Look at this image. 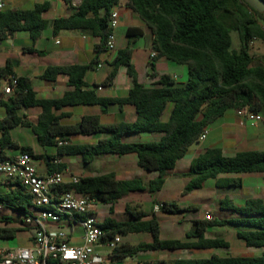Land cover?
<instances>
[{
    "label": "trees",
    "instance_id": "16d2710c",
    "mask_svg": "<svg viewBox=\"0 0 264 264\" xmlns=\"http://www.w3.org/2000/svg\"><path fill=\"white\" fill-rule=\"evenodd\" d=\"M72 6L74 0H63ZM118 0H81L75 11L53 22L54 34L61 31H78L100 39L96 53L107 51L106 40L110 32V12ZM264 1V0H262ZM49 2L30 9L0 10V44L17 31H26L32 45L24 51L39 52L34 44L42 38L49 21L44 17ZM128 10L132 11L153 35L152 50L157 53L155 61L164 58L187 69L184 84L176 83L169 74L152 72L153 82L147 86L138 79L133 64L132 44L144 37L140 27L126 30L128 45L116 52L109 64L113 67L102 85L113 84L121 66H127V74L132 79V87L124 98L105 99L96 91L100 85H89L86 74L95 69L98 60L90 65H66L47 67L40 78L56 81L58 76L68 77V89L59 99H40L32 83L19 77L16 92L9 97H0V109L4 117L0 119V159H7L8 153L19 150L29 153L34 160L43 161L50 172L63 171L66 165L54 164L52 154H37L30 146L20 147L13 140V130L18 127L30 128L42 148H57V155H81L86 163L103 155H135L138 165L144 171L156 175L147 182L141 178L118 180L113 173L81 177L76 185L65 184L61 189H75L78 194H99L105 205L115 204L130 192L148 190L151 194L160 192L178 161L198 143L203 130L214 124L229 110H246L249 114L264 116V63L253 66L250 43L264 41V14L256 11L245 0H128ZM239 35L240 47L233 48L232 35ZM15 73L11 61L0 67V77ZM114 104L131 107L135 112L132 122L104 125L95 115L85 116L73 125H62L61 121L71 117L63 109L76 106H100L107 108ZM169 105L171 107L169 108ZM40 109L36 125L27 119L26 111ZM107 133L109 138L101 139L90 146H58L60 140L69 136ZM133 133L160 134L157 141L125 142L124 138ZM249 173L264 176V151L257 149L238 150L228 155L220 147L205 149L190 163L192 181L187 190L200 189L206 181L218 179L224 174ZM7 181V180H6ZM10 189L0 193V209H7L11 215L0 217V240H15L27 234L29 246L34 236L33 227L24 223H14V216L31 213L32 196L20 184L7 181ZM242 180L227 178L223 187H241ZM162 209L170 213L182 212L174 205L162 204ZM220 209L232 211L231 220H195L194 226L186 233V239L162 238L161 225L156 216L144 219L140 212L134 219L117 221L107 217L100 223L104 229H112L113 234L148 233L152 242L139 244L123 243L115 249L111 257L136 259V264H264V199L255 197L243 204H235L225 198ZM111 214L113 207L110 208ZM230 224L238 227L236 236L249 248L262 250L260 255H211L206 258L171 261L140 262L137 253L142 251H188L202 252L228 248L229 242L221 237L208 238L209 228ZM17 225V226H16ZM31 241V242H30ZM49 264H61L50 261Z\"/></svg>",
    "mask_w": 264,
    "mask_h": 264
},
{
    "label": "crops",
    "instance_id": "0c3cea01",
    "mask_svg": "<svg viewBox=\"0 0 264 264\" xmlns=\"http://www.w3.org/2000/svg\"><path fill=\"white\" fill-rule=\"evenodd\" d=\"M5 2V8H11V9H30L38 4H42L44 2H49L50 5L48 6V11L44 13V17L49 21L48 28L43 32V36L41 39H39L35 44L34 48L37 49L39 52L36 53H30L28 51H24L25 48H30L32 45V42L30 40L29 34L26 31H17L14 32L10 38L7 40L9 41L13 46L16 47V50L18 52H23L25 54L24 58H20V62L17 63V67L15 68V73L19 77H25L29 79L32 83V86L34 90L37 92V96L40 99H59L61 98L65 91L68 89L67 82L68 77L65 75H60L56 79V81H47L40 78V75L42 72L50 66H66V65H90L94 60H98L97 62H104V65L102 68L105 67L106 64H109L112 62L116 56V52L120 49H123V47H118V40H119V31L121 29H125V36H126V30L129 27H140L144 30L145 35L144 37L140 39H144L143 42V49L146 50L147 55L149 57V60L146 59L144 54H141L142 58V65L145 66V75L142 76V73H139L136 67V62L134 60V53H133V64L137 70L138 73V79L141 83L149 86L153 82L152 79V72L150 68L153 66V60L151 59L150 53L152 51V40L153 35L150 33V31L146 28V26L139 20V18L132 13V11L128 10L127 5L121 6L120 12H121V20L119 24V28L116 31V51L114 53H111L109 51H104L100 55H98L95 51L96 46L100 44V39L97 37H93L90 35H85L78 31H61L57 34H54L53 31V22L57 18L61 17H67L71 15L75 8L80 4L81 0H74L72 6L66 5L63 0H12L8 1L4 0ZM123 37V35H122ZM127 37V36H126ZM136 41L132 44V48L134 44H138L140 41ZM128 44V42H127ZM12 63V60H9ZM8 61V62H9ZM7 62V63H8ZM156 63V61H155ZM172 63V62H171ZM13 64V63H12ZM110 65V64H109ZM176 65V64H175ZM3 67V66H0ZM185 69V72L187 71L186 67L182 66ZM18 68L21 69V71L18 70ZM101 68V69H102ZM99 69V70H101ZM94 71H99L96 68L91 69ZM89 70V71H91ZM86 74V81L89 85H100L99 88H97V93L105 99H114V98H124L128 95L129 90L132 87V79L129 77L128 80L124 84L118 85L116 78L113 80V84L111 86H104L102 85L104 81L106 80V77L109 75L107 73L105 77H95L93 81L91 82L88 79V73ZM169 74L172 76V78L177 82L179 79L178 74L175 71L164 73ZM187 80V79H186ZM65 113H70L71 117L68 119H64L61 121L62 125H73L79 123L83 117L85 116H91L95 115L100 118V121L104 125H113V124H119L122 122H132L135 119V112L133 108L131 107H123L122 109L119 108V106L111 104L107 108L100 107V106H76V107H68L63 109ZM41 113L40 109H30L26 111L27 119L32 123V125H36L38 122L39 114ZM4 117V110L0 109V119ZM241 118L237 113V110H229L227 111L224 116H222L220 119H218L212 126H209L210 132L208 134L207 139L201 143V146L196 149L192 153L193 145L190 148V152L187 156H185L182 160L178 161L176 164L175 169L171 172V174L176 175L180 172V169L178 165L180 163H184L186 160H188L190 163L191 161L201 154L205 149L208 148H215L220 147L224 150L226 154L227 150L234 151L235 153L238 150H244V149H257L264 151V124L258 125L257 127H252L250 124L246 125L245 127L240 126ZM215 125H217L215 127ZM214 126V128H213ZM22 128L25 127H18L13 130V140L20 146H30L34 149L35 153L37 154H52L55 156V159L59 160L61 163L66 165V170H69V174L72 175V171L70 169L71 163L67 159V156L73 157V155H57V148H53L54 150H50L48 148H42L40 147V150L38 151L35 148V145H29V144H22L19 140V137L23 134L22 131H20ZM30 129V128H27ZM31 130V129H30ZM218 132L219 137L217 140H211L210 136L213 133ZM18 136H16V134ZM138 137V139L134 141H128V142H135V141H157V140H151L149 139L150 134L149 133H133ZM34 135V134H33ZM131 135V134H129ZM78 140L73 139L72 136H69L68 140L73 145H82V146H90L96 144L101 139H99L96 143H87L84 142L83 136L84 135H78ZM35 139L36 136L34 135ZM210 140V141H209ZM37 142V139H36ZM43 150V151H42ZM18 152L21 153L19 150L11 151L8 153V158L11 159L14 158L16 155H18ZM234 155V154H233ZM106 156V157H105ZM110 158V159H118L115 163V168H110L107 170L102 171L99 175L109 174L113 173L117 176H129V168L124 167L128 165L127 161L129 158V155L125 156H118V155H103L98 157L100 158ZM136 157V156H135ZM95 159V160H97ZM94 160V161H95ZM93 161V162H94ZM92 163V162H91ZM41 167L38 168V172L41 175H44L46 173H49V169L45 167L43 161H40ZM132 167L136 170V173H133L132 175L136 176L137 174V167H138V160L136 157V160L132 162ZM132 168V169H133ZM65 170V169H64ZM68 174V175H69ZM156 174H152L150 176L146 177V180L153 178ZM74 176V175H73ZM81 178V177H80ZM228 177H222L220 176L218 179H212L213 183L211 184L210 188L212 189H219V188H227L223 187L225 185V180ZM234 179V178H231ZM239 179V178H236ZM65 180V178H64ZM123 180H130V178L123 179ZM168 180V178H167ZM166 180V181H167ZM67 183L70 182V180H65ZM209 181V180H208ZM207 182V181H206ZM7 181L5 178L0 175V193L10 189L9 186H7ZM248 187L249 192L245 195L239 192L241 194V197L243 198H237L236 193H233L231 197L226 196L225 198L231 199L235 204H243L246 200L259 197L264 199V176L260 174L252 175L249 177V179L242 181L241 187ZM251 191V192H250ZM224 198V199H225ZM223 200V199H222ZM237 200V201H236ZM238 201H242L238 202ZM219 204L221 202L218 201ZM105 205V204H103ZM224 211V210H223ZM10 215L11 212L9 211ZM19 223H23V217L18 216ZM100 222V221H99ZM101 223V222H100ZM17 226V225H16ZM57 227L62 228L67 233L71 234L70 228L67 227V224H60L58 226L52 225L51 229H56ZM74 233L70 238V244L71 245H81L83 243L82 237V229L79 226H75L73 228ZM146 233V232H144ZM148 234V233H146ZM123 238V235H122ZM31 242V241H30ZM28 245V244H27ZM97 252L100 255L105 256L106 263L105 264H117L120 261L124 262V259L129 260L131 259L127 257L124 259H113L111 257L112 252H108L104 248L97 249ZM125 264V263H124ZM135 264V263H133Z\"/></svg>",
    "mask_w": 264,
    "mask_h": 264
},
{
    "label": "rangeland",
    "instance_id": "374dc122",
    "mask_svg": "<svg viewBox=\"0 0 264 264\" xmlns=\"http://www.w3.org/2000/svg\"><path fill=\"white\" fill-rule=\"evenodd\" d=\"M8 5L9 1L7 0ZM125 29H121L119 33V40H118V47L125 48L128 44V38L124 35ZM123 35V37H122ZM232 35V43L233 48L238 50L240 47L239 35L237 32L233 31ZM143 42L144 39H140L138 44H134V60L136 62V67L139 73H142V76L145 75V66L142 65V58L141 54H144L147 60L149 57L145 49H143ZM151 55V52H149ZM250 53L253 56V66L262 65L264 63V41L261 40H254L250 43ZM25 54L23 52H18L16 47L13 46L9 41H4L0 44V66H4L7 64L9 60H12L14 66L17 67V63L20 62V58H24ZM113 67L109 64H106L104 68L99 71L91 70L88 73V79L92 82L95 77H105V75L111 72ZM21 71L20 68H18ZM151 72L158 73L160 75L164 73H169L175 71L179 79L176 83L184 84L187 79V71L182 66L175 65V63H171L164 58H160L155 63V69L153 70L150 68ZM129 76L127 74V66H121L118 70L116 75L117 84L121 85L128 80ZM171 105H169V108ZM213 125V124H212ZM211 125V126H212ZM217 125H215L216 127ZM214 128V126H213ZM20 131L23 134L19 137L18 134L16 136L19 137V140L22 144H29L35 145V148L39 151L40 147L39 144L36 142V139L30 129L22 128ZM110 134L107 133H99L93 134L90 136H83L84 142L87 143H96L99 139L108 137ZM160 134L152 133L150 134L149 139L157 140L160 138ZM78 135H73V139L78 140ZM219 137L218 132L213 133L210 136L211 140H217ZM138 139L136 135L131 134L127 135L124 138L125 142L134 141ZM210 141V140H209ZM201 146V143H196L193 146L192 153ZM50 150H54L53 147ZM43 151V150H42ZM228 155L235 154L234 151L227 150ZM18 154H20L18 152ZM106 157V156H105ZM100 158L95 160L94 162L86 163L83 160L81 155H73L67 156V159L70 161L71 165L70 169L72 171V175L80 178V177H87V176H97L102 171L115 168V163L118 162V159H110L108 158ZM129 159L127 161L128 165L125 166L129 168V176H117L118 180L123 179H134V178H141L146 180L147 176L154 174V172H147L144 171L142 168L137 167V174L136 176L132 175L136 173L135 169L132 167V162L136 160L135 155H129ZM34 164L36 166L41 167L40 161L34 160ZM180 172L176 175L170 174L168 180L166 181L163 189L155 194H151L148 190L138 191V192H130L123 195L115 204L113 205H101L98 208L97 219L102 222L107 217H112L117 221H127L134 219L135 215L138 212L144 215V219L152 218L153 216L157 217V220L160 222L161 225V237L162 238H177L181 240L186 239V233L192 229L194 226L193 222L195 220H207L206 214L209 212L213 214L214 219L225 221L231 220L235 218V214L232 211H223L220 209V204L218 201L224 199L226 196L231 197L233 193L239 192L242 194H247L249 189L246 187H227V188H219L218 190L210 188L213 180L207 181L204 186L200 189L194 190H187L189 183L192 181V176H190V162L186 160L184 163H180L178 165ZM133 168V169H132ZM255 174L249 173H233V174H224L222 177L228 178H240L243 180H248L250 176ZM260 176V174H258ZM65 180H70L71 177L66 174L64 176ZM251 192V191H250ZM236 193L237 198L241 197V194ZM237 201V200H236ZM243 203L242 201H238ZM166 203L167 205H174L177 209H182V212L178 213H170L164 211L162 208L159 209V212H154V207L156 204H163ZM113 207V213L111 214L110 208ZM2 215H10L9 210L7 209H0V217ZM18 215L14 216V223H19ZM209 220V219H208ZM238 227L225 224L223 226H216L209 228L206 232V236L208 238H216L221 237L224 238L229 242L228 248H219L213 250H206L202 252H192L189 253L188 251L180 252V251H142L137 253V259L140 262H158V261H171L179 258L184 259H199V258H206L210 257L211 255H219L222 257L232 256V255H260L262 253L261 249L258 248H249L245 245V243L240 240L236 236ZM27 234H22L18 236L15 240H0V248L4 247H12V246H23L27 245L26 242ZM124 243L130 244H139L141 242H152V238L149 234L146 233H131L123 235ZM125 264H136V259L131 258L129 260L124 259Z\"/></svg>",
    "mask_w": 264,
    "mask_h": 264
},
{
    "label": "built area",
    "instance_id": "2783aa9c",
    "mask_svg": "<svg viewBox=\"0 0 264 264\" xmlns=\"http://www.w3.org/2000/svg\"><path fill=\"white\" fill-rule=\"evenodd\" d=\"M128 0H118L110 12L109 29L106 47L107 51H116V31L121 20V6H126ZM5 8L4 0H0V10ZM151 59L157 53L151 51ZM104 62H97L95 68L101 69ZM19 77L11 74L0 77V97L13 95L19 86ZM241 118L240 126L250 124L252 127L264 124V116L249 114L246 110H237ZM210 132L206 127L199 136L198 143L204 142ZM68 140H60L58 146H67ZM54 164H60L57 159ZM69 170L53 171L41 175L34 159L29 153H20L11 159H0V175L5 180L20 184L32 196L31 213L23 216L22 222L33 227L34 236L29 246H12L0 248V264H49L58 261L61 264H105V256L100 255L97 249L104 248L113 252L122 243V234H113L112 229H104L97 219L98 208L103 204L99 194H78L75 189L65 190V184L76 185L80 178L70 175V182L64 180ZM1 207V204H0ZM162 204H156L154 212H159ZM206 219L213 221L211 213L206 214ZM67 224L71 234L52 225ZM82 229L83 243L71 245L70 238L74 233L73 228Z\"/></svg>",
    "mask_w": 264,
    "mask_h": 264
},
{
    "label": "water",
    "instance_id": "95a60500",
    "mask_svg": "<svg viewBox=\"0 0 264 264\" xmlns=\"http://www.w3.org/2000/svg\"><path fill=\"white\" fill-rule=\"evenodd\" d=\"M245 1L253 9L264 14V1H262V0H245ZM128 258H130V257H127V259ZM117 264H124V262L120 261Z\"/></svg>",
    "mask_w": 264,
    "mask_h": 264
}]
</instances>
